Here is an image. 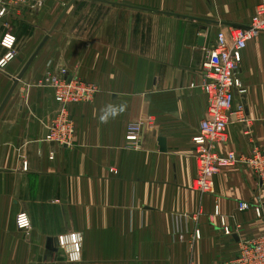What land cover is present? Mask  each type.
Listing matches in <instances>:
<instances>
[{
    "label": "crops",
    "instance_id": "obj_1",
    "mask_svg": "<svg viewBox=\"0 0 264 264\" xmlns=\"http://www.w3.org/2000/svg\"><path fill=\"white\" fill-rule=\"evenodd\" d=\"M71 2L19 0L0 18V61L15 55L0 67V107L49 37L0 114V264H235L243 242L264 237V184L235 166L215 177L214 195L194 191L193 139L208 52L264 0H77L64 14ZM61 69L99 89L69 107V146L46 140ZM239 77L250 125L229 124L225 155L264 150V34L242 52ZM135 122L146 124L138 148L126 140Z\"/></svg>",
    "mask_w": 264,
    "mask_h": 264
},
{
    "label": "built area",
    "instance_id": "obj_2",
    "mask_svg": "<svg viewBox=\"0 0 264 264\" xmlns=\"http://www.w3.org/2000/svg\"><path fill=\"white\" fill-rule=\"evenodd\" d=\"M19 0H0V18L6 17L13 3ZM37 2L39 0H33ZM264 34V4L258 5L255 14L246 27H234L229 32L221 31L217 35L215 47L208 52L202 67L203 91L208 98L206 115L200 124V132L193 139L196 146L197 174L192 188L200 194L216 193L215 177L224 169L235 166H247L253 169L264 183V152L254 149L249 156L238 155L235 152L222 154L219 146L228 141V126L235 122L250 125L242 104H236L237 96H244L247 89L239 77L242 52L255 38ZM16 38L5 36L2 46L12 51ZM15 55L9 53L2 61L0 67H5L14 59ZM49 85L55 93V101L60 105L57 114L52 118L47 130L46 140L51 143L69 146L73 142L75 126L69 115V107L75 104L91 102L99 89L94 85L79 79L69 77L67 70L61 69L58 74L50 75ZM144 122L131 123L127 129L126 140L135 148L140 146ZM250 206L240 204L241 210ZM219 215V208L216 209ZM258 219L264 218V207L255 208ZM17 226L24 230L30 227L26 214L17 217ZM225 234L231 231L221 220ZM199 237V234H197ZM235 264H264V237L243 242Z\"/></svg>",
    "mask_w": 264,
    "mask_h": 264
},
{
    "label": "water",
    "instance_id": "obj_3",
    "mask_svg": "<svg viewBox=\"0 0 264 264\" xmlns=\"http://www.w3.org/2000/svg\"><path fill=\"white\" fill-rule=\"evenodd\" d=\"M77 0H72V2L70 3L69 6L66 7V10L64 12V14L68 11L69 7L75 3ZM63 14V15H64ZM63 17V16H62ZM62 19V18H61ZM49 37L47 36L43 42L40 44V46L38 47V49L36 50V52L34 53V55L30 58V60L28 61V63L26 64L25 68L23 69V71L21 72V74L14 80V84L12 86V88L10 89L8 95L6 96L2 106L0 107V114L3 111V109L5 108L6 104L8 103L9 99L11 98L12 94L14 93L15 89L17 88L19 82L21 81V79L23 78V76L25 75V73L27 72V70L29 69V67L31 66V64L34 62L35 58L38 56V54L40 53V51L43 49V47L45 46V44L47 43ZM161 142V146H162V151H165V139L164 138H160L159 140Z\"/></svg>",
    "mask_w": 264,
    "mask_h": 264
},
{
    "label": "rangeland",
    "instance_id": "obj_4",
    "mask_svg": "<svg viewBox=\"0 0 264 264\" xmlns=\"http://www.w3.org/2000/svg\"><path fill=\"white\" fill-rule=\"evenodd\" d=\"M53 1H56V2L60 3V4L63 6V5L68 4L70 0H53ZM52 120H53V119H51L50 122H49L48 124H46V130H48V127L51 125V121H52ZM53 144H56V143H53ZM58 145H60V144H58ZM61 146H62V145H61ZM254 149H258V150L264 152V150H261L258 146H257V147H253L252 151H253ZM252 151H251L250 154L236 153V152H235V153L238 154V155L249 156V155L252 154ZM242 167H247V166H242ZM247 168L251 169L250 167H247ZM251 170L255 173V175L257 176V178L259 179V181H260L262 184H264V183L260 180L258 174H257L253 169H251ZM82 242H83V237H82L81 234H79V239H78V243H77L78 246H81V245H82ZM79 243H80V244H79Z\"/></svg>",
    "mask_w": 264,
    "mask_h": 264
},
{
    "label": "clouds",
    "instance_id": "obj_5",
    "mask_svg": "<svg viewBox=\"0 0 264 264\" xmlns=\"http://www.w3.org/2000/svg\"><path fill=\"white\" fill-rule=\"evenodd\" d=\"M114 114V113H113Z\"/></svg>",
    "mask_w": 264,
    "mask_h": 264
}]
</instances>
